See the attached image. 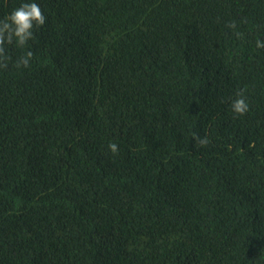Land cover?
<instances>
[{"label": "trees", "instance_id": "obj_1", "mask_svg": "<svg viewBox=\"0 0 264 264\" xmlns=\"http://www.w3.org/2000/svg\"><path fill=\"white\" fill-rule=\"evenodd\" d=\"M37 2L0 61V264H264V0Z\"/></svg>", "mask_w": 264, "mask_h": 264}, {"label": "clouds", "instance_id": "obj_2", "mask_svg": "<svg viewBox=\"0 0 264 264\" xmlns=\"http://www.w3.org/2000/svg\"><path fill=\"white\" fill-rule=\"evenodd\" d=\"M46 16L37 0H21L18 7L12 9L3 19H0V61L10 59L6 55V47L13 45L17 49H27L29 42L35 39L34 30L43 26ZM257 47H264V42L257 41ZM34 56L33 51L25 50L23 55L15 60L16 66L27 68ZM232 110L243 115L249 109V105L243 97L232 102ZM113 152L117 151L115 143L109 145Z\"/></svg>", "mask_w": 264, "mask_h": 264}]
</instances>
